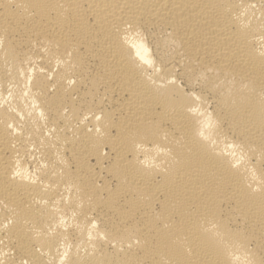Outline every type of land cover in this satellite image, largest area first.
Listing matches in <instances>:
<instances>
[{
	"label": "bare ground",
	"instance_id": "6f19581e",
	"mask_svg": "<svg viewBox=\"0 0 264 264\" xmlns=\"http://www.w3.org/2000/svg\"><path fill=\"white\" fill-rule=\"evenodd\" d=\"M0 264H264V0H0Z\"/></svg>",
	"mask_w": 264,
	"mask_h": 264
}]
</instances>
